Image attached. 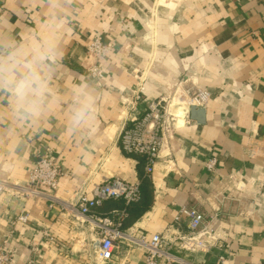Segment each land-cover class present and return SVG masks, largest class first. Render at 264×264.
<instances>
[{"label":"crops","instance_id":"1","mask_svg":"<svg viewBox=\"0 0 264 264\" xmlns=\"http://www.w3.org/2000/svg\"><path fill=\"white\" fill-rule=\"evenodd\" d=\"M96 37L111 44L98 61L87 51ZM8 38L53 49L51 96L40 116L19 122L0 98V243L8 237L16 264L34 245L36 264H98V237L82 216L23 196L21 188L44 153L61 168L56 196L65 203L74 204L81 190L91 197L113 177L139 181L138 159L121 150L120 132L151 101L164 99L181 116L189 107L178 88L208 91L205 113L201 121L168 122L150 205L125 230L173 240L188 231L180 209L194 207L213 217L221 244L205 240L194 251L174 245L181 260L172 264H217L220 257L264 264V0H0V39ZM96 64L101 78L88 74ZM78 97L91 99V115L73 127ZM212 157L217 165L208 172ZM21 211L25 223L17 220ZM123 249L104 264H143L139 249Z\"/></svg>","mask_w":264,"mask_h":264},{"label":"built area","instance_id":"2","mask_svg":"<svg viewBox=\"0 0 264 264\" xmlns=\"http://www.w3.org/2000/svg\"><path fill=\"white\" fill-rule=\"evenodd\" d=\"M110 48L109 42H104L100 37H96L88 45L87 51L98 61L109 52ZM88 71V74L94 78L103 76L102 68L97 64L89 68ZM208 96V91L198 89L189 96L186 106H202L206 103ZM136 98H139L138 94L135 95ZM164 101V99H159L149 102L144 116L133 125L124 126L119 135L120 147L124 153L129 155L140 154L144 157V172L148 176L153 173L159 156L162 133L169 130V125L161 114ZM164 112L166 115V108H164ZM216 165L217 161L212 157L206 161L205 169L212 172ZM61 174L62 171L58 163L48 153L41 154L29 173L27 185L21 188V193L23 196L43 197L47 200L49 207L56 204L60 205L61 208L69 207L82 216L97 234L95 258L98 264L110 261L122 240L126 241L127 244L132 243L141 247L143 264H159L160 261H164V264L180 262L181 259L172 251L174 245H177L181 250L194 251L206 247L205 240H212L221 244L220 238L214 231L213 217L207 218L204 213L194 207L187 206L180 209V214L188 218V231L175 234L173 240L166 238L159 232L150 234L142 232L138 235L130 233L121 228L126 215L123 209H114L110 215H105L93 212V208L106 199L121 198L125 204L137 201L139 198V181L130 183L119 177H113L96 185L91 197L82 190L77 192L74 204H69L56 196L58 179ZM0 190H2V186H0ZM179 218V215L175 216L176 221ZM17 220L25 223L28 220L27 213L21 211ZM43 234L53 240V236L48 231L44 230ZM31 252L32 255L23 264H36L35 245L31 247ZM0 264H16L13 259V250L8 245V237L0 243ZM217 264H224V259L220 257Z\"/></svg>","mask_w":264,"mask_h":264},{"label":"clouds","instance_id":"3","mask_svg":"<svg viewBox=\"0 0 264 264\" xmlns=\"http://www.w3.org/2000/svg\"><path fill=\"white\" fill-rule=\"evenodd\" d=\"M53 49L47 43L0 39V98H7L15 119L26 122L44 111L51 96ZM91 99L74 101L70 122L78 127L91 115Z\"/></svg>","mask_w":264,"mask_h":264},{"label":"trees","instance_id":"4","mask_svg":"<svg viewBox=\"0 0 264 264\" xmlns=\"http://www.w3.org/2000/svg\"><path fill=\"white\" fill-rule=\"evenodd\" d=\"M132 156L137 157L138 159V168L140 169L139 173V198L135 202H131L128 204H125L124 201L121 198L118 199H106L102 201L100 205L103 203L108 204L110 203V210L107 213H103L105 215H110L111 211L114 209H123L126 213L121 228L125 229L129 223L133 222V219H135L138 214L142 213L146 208L150 205L151 202V182H150V176L145 174L143 167H144V157L140 154H132ZM141 167V168H140ZM99 206V205H98ZM98 206L94 207L95 210ZM99 212V211H98Z\"/></svg>","mask_w":264,"mask_h":264},{"label":"rangeland","instance_id":"5","mask_svg":"<svg viewBox=\"0 0 264 264\" xmlns=\"http://www.w3.org/2000/svg\"><path fill=\"white\" fill-rule=\"evenodd\" d=\"M177 95L178 96H180L181 98H183L184 99V103H185V105H183L185 108H187V103H186V101L189 99V96H191V95H189V94H182V92H184V89L182 88V89H180V88H178L177 90ZM162 106H163V109L161 110V114L163 115V117L165 118V120L167 121L166 123H168L169 121L171 122V119L174 117V115H172L170 112H169V108H170V105H169V102H167V101H164L163 103H162ZM179 106V105H178ZM164 108H166V115H165V112L163 113V111H164ZM170 114V115H169ZM179 118H181L180 116H178ZM123 247H126V248H136V249H139L140 251H141V253L143 252V250L141 249V247H139L138 245H136V244H132V243H129V244H127L126 243V241H124V240H122V242L120 243V245H119V248L116 250V251H119L120 250V252H123V250H125V249H123Z\"/></svg>","mask_w":264,"mask_h":264},{"label":"water","instance_id":"6","mask_svg":"<svg viewBox=\"0 0 264 264\" xmlns=\"http://www.w3.org/2000/svg\"><path fill=\"white\" fill-rule=\"evenodd\" d=\"M205 113V109L199 105H191L188 109L183 111V114L180 116L182 118L191 117L197 120H202V115Z\"/></svg>","mask_w":264,"mask_h":264},{"label":"bare ground","instance_id":"7","mask_svg":"<svg viewBox=\"0 0 264 264\" xmlns=\"http://www.w3.org/2000/svg\"><path fill=\"white\" fill-rule=\"evenodd\" d=\"M185 101H183L182 103H180L181 105H185V103H184ZM172 115H174V116H178V114H174L173 112H171V111H169Z\"/></svg>","mask_w":264,"mask_h":264}]
</instances>
